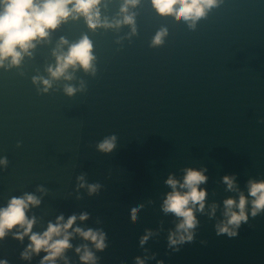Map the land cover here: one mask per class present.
Masks as SVG:
<instances>
[{"label": "water", "instance_id": "obj_1", "mask_svg": "<svg viewBox=\"0 0 264 264\" xmlns=\"http://www.w3.org/2000/svg\"><path fill=\"white\" fill-rule=\"evenodd\" d=\"M123 3L101 0V20H121ZM123 15L133 24L94 30L69 17L34 42L19 65L0 67V207L31 194L40 201L25 213L35 219L32 232L58 216L85 214L73 227L104 234L103 251L72 236L55 264H81L84 247L95 264L145 256H154L145 264H264V210L235 238L217 236L214 227L225 219L224 200L247 197L249 181H264V0H217L194 23L158 15L150 0H137ZM82 36L91 43L94 71L76 66L65 73L71 79H51L54 53ZM42 80L50 81L46 92ZM109 138L112 150H99ZM185 169L204 170L199 187L207 195L204 210L194 211L193 242L174 253L167 236L177 218L161 205L171 191L165 181L181 180ZM225 176L235 190L226 189ZM132 205L139 206L135 218ZM15 231L0 240V259L39 264L44 253L20 258L28 237L17 241ZM146 231L152 234L141 248Z\"/></svg>", "mask_w": 264, "mask_h": 264}, {"label": "clouds", "instance_id": "obj_2", "mask_svg": "<svg viewBox=\"0 0 264 264\" xmlns=\"http://www.w3.org/2000/svg\"><path fill=\"white\" fill-rule=\"evenodd\" d=\"M136 3L137 0H124L120 8L122 19L109 23L106 19L101 20L99 10L101 0H0V67H4L5 62L8 66L19 65L22 57L29 55L30 50L35 47L34 42L45 40L50 31L55 30L62 22H66L69 17L73 20L82 17L89 30L97 27H119L121 24L132 25L133 17L123 14L129 7H135ZM150 3L158 15L174 14L184 21L194 23L203 17L207 10L215 7L217 0H150ZM191 26L190 24L189 27ZM165 32L166 29L157 32L153 44H159ZM59 43L64 45L67 41L61 39ZM54 55L55 67L48 69L51 79L61 77L65 80L71 79L65 73L67 69H75L76 66L85 72L94 71L91 63L94 59L91 55V43L86 36L69 45L66 52L58 55L54 53ZM40 83L46 92L50 87V81L42 80ZM73 91L71 87L65 88L69 96ZM113 147V138L106 139L98 146L103 152H109ZM5 164L6 161L0 159V166ZM203 172V169H185L181 180L169 176L165 181L171 191L165 195L161 210L177 218L175 230L170 231L167 236V247L174 253L180 250V246L190 244L194 240V230L198 224L194 211L204 210L207 195L206 190L199 187L207 180ZM222 183L226 185L227 190H235L233 177H222ZM95 190L96 186L89 187L90 193ZM39 203V199L35 196L25 194L22 197L11 198L6 206L0 207V240H3L14 228L16 231L13 233V239L22 241L25 236L28 237V244L20 255L22 260H29L32 256L44 253L39 264H55V261L62 258L65 251L71 248L69 240L74 235L92 244L97 251H103L106 247L102 232L73 227L77 219L81 222L87 219L85 214L79 217L72 215L67 220H64L63 216H58L54 223L47 224L43 232H32L35 219L26 217L25 213L29 206L36 207ZM223 206L225 219L214 226L215 234L224 235L229 239L235 238L240 225L247 223L249 216L255 217L264 210V181H249L247 197L243 193H238L237 199H226L223 201ZM246 206H248L247 212ZM138 207V205L131 206L133 218ZM214 212L215 205H209V216ZM151 234L146 231L140 237L141 248ZM81 251L80 247L75 249L77 254ZM148 259H154V256L135 257L134 264H145ZM79 260L81 264H95L94 254L87 247L83 248ZM0 264H8V261L0 259ZM65 264H67L66 260ZM156 264H163V261L156 260Z\"/></svg>", "mask_w": 264, "mask_h": 264}]
</instances>
